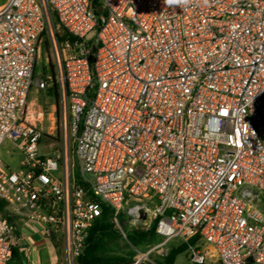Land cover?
Wrapping results in <instances>:
<instances>
[{"label": "built area", "instance_id": "2783aa9c", "mask_svg": "<svg viewBox=\"0 0 264 264\" xmlns=\"http://www.w3.org/2000/svg\"><path fill=\"white\" fill-rule=\"evenodd\" d=\"M54 83L63 147L45 155L29 94ZM6 142L22 159L0 162V200L60 236L66 264H79L104 206L117 228L124 214L161 238L126 264H163L151 254L172 240L193 264H205L204 244L219 264H264V0H7ZM15 237L0 216V264Z\"/></svg>", "mask_w": 264, "mask_h": 264}, {"label": "rangeland", "instance_id": "374dc122", "mask_svg": "<svg viewBox=\"0 0 264 264\" xmlns=\"http://www.w3.org/2000/svg\"><path fill=\"white\" fill-rule=\"evenodd\" d=\"M7 2V0H0V8ZM56 20L53 17V24L56 25ZM95 34L91 33L89 37H93ZM45 54L39 61L37 68L38 72H43L42 66L45 60ZM55 84V83H54ZM52 84L48 89L37 90L32 88L29 94V101L35 102L36 109L41 108L44 112L45 119L42 124L44 131V138L41 141V152L45 155H50L55 152H61L63 147V100L61 93L58 88V96L55 95L52 90ZM50 118V119H49ZM72 155V153H71ZM22 159L21 153L13 148L10 142H6L5 145L0 150V162L3 166H8L10 169L15 170L19 167L20 160ZM261 208L264 209V196H261ZM121 222L122 229L117 228L118 235L107 237L103 240L101 253L106 257H123L132 260L135 255V249H141L143 251L149 250L151 247L159 244L161 238L159 236H154L149 241H143L140 243H132L127 236L134 230H147L144 224L137 227L132 225L127 217L123 214ZM53 250L47 254V252L38 253L43 259H49L50 261H55V264H66L65 253L63 252V242L60 236L54 237L53 240ZM181 244L179 241L172 240L166 244L164 250L169 252V249L174 246ZM204 248L208 252V258L205 264H219L215 256L213 248L209 244H204ZM161 252V251H160ZM153 252L151 258L156 261L163 262V257L165 253ZM165 252V251H163ZM34 253V252H33ZM36 253V254H38ZM35 257H37V255ZM32 257L30 256L31 264ZM9 264H18V261L9 262ZM174 264H193L189 260V254L187 251L180 254Z\"/></svg>", "mask_w": 264, "mask_h": 264}, {"label": "trees", "instance_id": "16d2710c", "mask_svg": "<svg viewBox=\"0 0 264 264\" xmlns=\"http://www.w3.org/2000/svg\"><path fill=\"white\" fill-rule=\"evenodd\" d=\"M99 0H92L94 4H97ZM55 18V17H54ZM56 20V18H55ZM57 22V20H56ZM66 35H64L65 37ZM55 95L58 96V85L55 83L52 87ZM0 216L7 219L13 224L14 217L9 214L5 209V203L0 200ZM112 210L104 206L101 216L97 219L94 226L92 227L86 244V249L83 255L79 258V264H126L131 260L123 257H106L101 253L103 240L107 237L117 236L118 230L112 220ZM122 218V216H120ZM121 222L123 220L120 219ZM154 236H156L155 226L153 225L147 230H134L127 238L132 243H140L143 241H149ZM54 238L52 239L53 243ZM196 239L190 241V243H195ZM54 244V243H53ZM188 244L181 243L174 245L169 249L168 254L163 257V264H174L176 258L187 250ZM18 261V264H23L20 254L14 246H12L9 262ZM8 262V264H9Z\"/></svg>", "mask_w": 264, "mask_h": 264}, {"label": "crops", "instance_id": "0c3cea01", "mask_svg": "<svg viewBox=\"0 0 264 264\" xmlns=\"http://www.w3.org/2000/svg\"><path fill=\"white\" fill-rule=\"evenodd\" d=\"M13 225L16 229L13 246L20 254L23 264L29 263L30 256L32 257L31 264H55V261H50L46 258L43 259L38 253L42 250L41 252H47L48 254L53 250L52 241L42 237L40 226L29 223L19 217H14Z\"/></svg>", "mask_w": 264, "mask_h": 264}, {"label": "clouds", "instance_id": "9594fccd", "mask_svg": "<svg viewBox=\"0 0 264 264\" xmlns=\"http://www.w3.org/2000/svg\"><path fill=\"white\" fill-rule=\"evenodd\" d=\"M168 3H174V2H179V3H188L189 0H167Z\"/></svg>", "mask_w": 264, "mask_h": 264}]
</instances>
